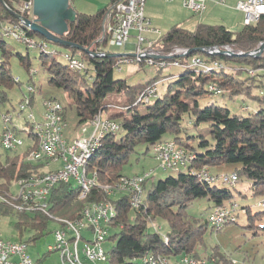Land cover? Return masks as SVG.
Listing matches in <instances>:
<instances>
[{
  "label": "trees",
  "instance_id": "1",
  "mask_svg": "<svg viewBox=\"0 0 264 264\" xmlns=\"http://www.w3.org/2000/svg\"><path fill=\"white\" fill-rule=\"evenodd\" d=\"M3 1L10 9L0 0V24L7 25L15 21L16 13L32 16L31 10L21 11V6L30 0ZM117 1L119 0H111L108 5L93 14L78 12L76 20L69 24V31L62 37L89 47L94 53L109 52L108 38L102 37L103 24L110 6ZM114 15L113 13L112 17ZM27 34L37 40L46 41L47 45L50 42L30 29H27ZM5 39L6 37L0 34V103L7 100V89L16 83L22 84L12 73L9 61L11 56L18 55L28 71L32 68L29 50L25 55L20 52L14 53ZM263 41L264 15L258 23L245 25L241 30H231L223 24L200 23L194 30L174 25L155 43V47L162 53H168L177 47L195 50L225 45L231 46L233 51L238 53L215 55L206 53L209 57H204L205 59H217L227 67L217 68L209 73L198 72L191 67H181L182 72L169 83L163 94L159 93L150 102L138 103L140 90L147 84L148 87L157 83L161 76H155L146 83L131 85L126 79H117L114 75L117 60L122 56L100 57L77 48L65 47L67 52L94 66V78L89 82L86 79L90 71L88 67L83 72L71 69L68 62L64 64L57 59L59 53L57 50L51 53L47 50L48 46L46 48L36 46L35 48L40 51L42 66L50 74V84L63 89L76 106L78 126L91 123L102 109L107 111L110 105L107 102L108 96L126 95V101L122 104L125 110L114 114L107 113L108 118L117 120L121 128L116 133L107 132L101 136L100 145L88 160V172L91 176L95 174L99 183L113 184L125 176L124 165L136 147L139 144L153 147L161 140L167 141L163 140L167 139L164 138L166 134L172 136L169 137L172 138L170 140L185 147L191 156L188 169L160 179L147 189L148 179L144 183L143 203L138 209L132 207L129 195L117 194L115 196L119 197H109L95 187L87 197L81 198L78 186H73L72 183H59L52 190L49 211L59 214L64 219L76 220L81 218L82 210L93 202L111 201L115 205V216L109 230L110 227H114L118 231L107 237L115 242L107 251V264H140L149 254L162 255L168 260L178 255L179 258L189 255L201 259L197 251L194 253L192 251L203 243L204 234L209 229V220L206 217L202 223H195L196 219L187 214V208L195 200L203 197L210 201L211 208L225 205L232 201L234 193L220 183L208 182L201 176L200 171L204 167L224 163L240 164L233 172L238 173L239 178L240 175H245L250 180V188L254 195H264V72H262L264 51L259 57L244 54L256 49ZM202 53L190 52L183 61L186 63L194 54L202 56ZM47 57L51 59L49 61L43 59ZM64 57L66 58L65 54ZM162 62L158 59L153 64L165 67L161 65ZM234 66H239L240 70ZM249 69H255L257 72L254 75L248 72L247 77H242L241 74ZM32 82L33 75H29L27 86L34 84ZM247 82H250V85L245 86ZM211 85L231 96L238 94L251 96L259 102L260 107L249 115H240L232 113L227 106L217 102L203 104L200 98L210 91ZM254 88L258 89L257 93L253 91ZM30 95L32 105L35 96L33 93ZM23 98L24 96L20 103ZM111 107L113 105H110ZM64 108L66 117V107ZM27 137L30 141H36V145L18 148L22 152L16 155H12L11 152L18 149H5L10 152L5 159L0 154V193H13L16 181L48 171L44 169L46 162L27 159L30 150L38 146V138L31 129ZM13 212H16L17 216L14 224L19 234L17 241H27L24 239L26 230L34 231L31 242H37L46 234L50 221L49 214L39 211H16L9 203L0 202V213L6 215ZM163 221L169 226L167 231L163 228ZM158 226L163 230L157 228ZM209 258L215 259L214 264H236L222 253L212 254Z\"/></svg>",
  "mask_w": 264,
  "mask_h": 264
},
{
  "label": "rangeland",
  "instance_id": "2",
  "mask_svg": "<svg viewBox=\"0 0 264 264\" xmlns=\"http://www.w3.org/2000/svg\"><path fill=\"white\" fill-rule=\"evenodd\" d=\"M75 1L77 6L80 9H83L86 13L92 14L98 10L96 9L95 6H93L94 0H75ZM168 2L169 1L167 0H157L156 4L152 3V5H150L152 6L150 7V11L156 14L157 17L164 16V18H166L165 16L166 14L168 18L169 12L165 13L164 11L165 8L168 7L167 5ZM146 6L149 7V4H147ZM31 12H32L31 13L32 16L31 17L26 16L27 18L33 17V8ZM201 16L202 15L194 14L193 12L190 11L189 14L190 21L188 23L183 24L182 26L186 29L194 30L197 27ZM193 20L195 23H193ZM110 21L112 22L114 21L112 17H110ZM212 24H221V23H212ZM155 27L161 29L162 34L166 33L168 28H170V27L165 28L162 26L158 27L156 25ZM243 27L244 24L236 30L242 29ZM25 29L27 31V29H30V27L26 26ZM5 40L8 44V47L14 53L20 52L23 55H25L29 50L30 53L29 62L32 68L36 70V73L33 74V82H32L34 83L33 85L35 86L36 89V93L34 94L35 96L34 102L31 106L27 107V110L22 111V115L26 117L27 115L30 114V112H33L38 119H41L44 109L42 105L43 100L46 98H56L60 100L61 103L66 107V126L64 129V136L68 138L70 141H73L76 138L89 137L94 130V126L93 125L78 126L79 118L77 115L76 106L72 103V100L69 98L67 93L64 92L63 89L50 84L49 82L50 74L48 70H46L42 66L40 51L35 47H29L28 49V46L25 43L12 38H6ZM128 49H129L128 51H125L123 47L112 46L110 44H108L107 46V50L111 53L128 55L129 53H132L130 51L132 49V45L128 46ZM47 50L51 53L54 50H57L59 52L57 53V59L61 63L66 64L68 62L69 64V61L64 57L65 54L64 52L68 51L67 48L52 42H48ZM207 54L202 53V55L206 58L209 57ZM123 58L124 56H122V59ZM43 59H47V61H49L51 58L47 57ZM122 59L120 60L118 59L117 62H121ZM9 61L13 75L16 78H19L22 84L19 85L18 83H16L12 88L7 89L8 98L7 100L0 103V154L2 155L3 159H5L6 155L9 154L10 152L4 149L1 142L2 140L1 134L3 128L2 114L5 112L17 113L20 111V105H21L20 101L24 96V91L27 89L29 75H32L31 69H29L28 71L24 67L18 55H12ZM144 62L145 61H143V63L141 64L138 62L124 64L121 71L115 70L114 75L117 79H126L128 83L131 85L146 83L155 76H161V80L157 84V87L159 93L163 94L166 91L169 83L173 82L183 70L181 68L183 66H175L172 63V60H167L168 65L165 67H161L159 65L156 66L148 65V64H144ZM87 67L90 69V71L86 75V79L89 82H92L94 78L93 77L94 66L87 64ZM226 67L227 66L223 65V67L221 68H226ZM234 67L235 69L240 70L239 66H234ZM250 70L252 69H249V71L246 70L247 72L244 71L241 74V76L247 77V75H249L248 72L250 73ZM253 70L255 71L254 72L255 74L257 71L255 69ZM249 83L250 82H247L245 86L250 85ZM147 85L140 90L139 94L137 93L138 94L137 103L141 102L139 101V97L141 93L144 91V89L147 87ZM211 87H215L216 90L221 91V93L216 94V92H213L211 90ZM209 89L210 91L206 95L200 98L203 104L217 102L218 104L227 106L232 113H236L240 115H249L250 113L257 111L258 108L260 107L259 102L256 101L255 99H252L251 96H247L243 94L231 96L227 93L225 94L222 91V89L217 88L215 85H211ZM253 91L257 93L258 89L254 88ZM125 99H126V95L124 94L122 95L113 94L108 96L107 102L110 105H113V107L109 108L107 110V113L114 114L121 112L122 110H125V108L122 106V104H124V101H126ZM117 106H120L122 108H119ZM107 113L106 115H108ZM14 122L18 124L17 128L19 130H22L20 131V134L25 140L24 147H26L28 145V137H27L28 131L31 129L30 123L26 124L25 118H17V117L14 118ZM120 133L121 132H119V134ZM169 137L172 136L170 134H166L164 138L167 139H163V140L172 139ZM20 149L11 152V154L16 155L22 152V150ZM61 166H62V161L51 162L48 165L44 163V169L46 170H55L56 168L58 169ZM238 167H240V164L224 163L210 167H204L203 169L216 176L217 174L219 175L222 173H232ZM149 171H153V175L151 179H149L147 182V189L150 188L154 182H157L160 179H164L169 175H174V173L176 172V171L172 172V171L161 170L159 168L157 158L154 156L153 147L148 146L146 144H139L129 156L128 162L124 165L123 173L125 176H132L135 174H140V176H143L146 174V172ZM73 184L74 186L77 185L76 182H74ZM220 184L229 187L233 191L234 197L232 198L231 202H236L239 204V211H238L239 213H234L235 214L234 216L236 217L235 220L227 223L222 229L218 231L215 230L213 231L209 224V229L205 232L203 237L204 238L203 243L199 246H196L195 250L192 252L194 253L195 251H197L201 256L200 262L204 263L203 261H205L206 264H214L215 259L208 260L209 256L212 254L218 255L219 253L227 255L233 261V263L236 264H264V207L258 205V202L264 198V195H254L252 189L250 188V180L245 175H240L239 181L236 183L235 186L224 183H220ZM16 188H17V181L15 182V189L13 190L16 191ZM209 205H210V201L207 198L203 197L197 199L187 208V214L190 215L191 218L196 219L195 223L200 224L205 220L206 217L208 218V214L213 209L209 207ZM84 210L85 208L82 210V212ZM52 215L60 216L59 214L54 212L52 213ZM48 218L50 221L48 223V227L45 232L46 234L44 236L39 238L37 242H31V237L34 235V231L26 230L24 233V239L30 241L28 242L30 245L29 252L35 258V261H37L38 259H42L39 261H41L43 264H62L61 252L49 251V246L54 241V231H56V234L60 236V230L62 229V225L59 221L51 219L49 216ZM16 221H17L16 212L6 215L0 213V233L3 238L9 239L13 242H17L16 239L18 238L19 234L14 227ZM157 228H160V226H158ZM163 228L165 231L169 229V226L165 221H163ZM163 228L161 227L160 230L162 231ZM117 231H118L117 228L110 227L109 236L110 237L113 236ZM114 243L115 242L113 240L107 239L106 242L103 244V247L108 251ZM183 257L184 255L181 256L180 258L179 255L172 256L171 259H169V262L171 264H181L180 262L183 259ZM178 258L179 260L173 263V261L177 260Z\"/></svg>",
  "mask_w": 264,
  "mask_h": 264
},
{
  "label": "built area",
  "instance_id": "3",
  "mask_svg": "<svg viewBox=\"0 0 264 264\" xmlns=\"http://www.w3.org/2000/svg\"><path fill=\"white\" fill-rule=\"evenodd\" d=\"M173 1V0H167ZM209 0H183V4L189 10L195 14H202L208 6ZM147 0H119L112 4L109 8V12L106 16L105 23L103 24V38L107 36L108 43L117 47H128L132 45L130 50L132 53L138 55V63L140 62V55H146L147 53H154L157 56H167L168 58H175V65L181 63V60L187 59L186 57L190 53L189 48L177 47L168 53H162L155 47V43L162 36L161 29L155 27L152 20L146 15L145 7ZM9 9V6H6ZM33 0L25 2L21 6V11L32 10ZM237 8L244 12L245 25H251L258 23L264 15V0H239ZM115 14L112 17V14ZM21 17L17 16V19L7 25H0V31H6L11 34V37L16 40L25 43L29 47H35L40 45H47L46 41L37 40L36 38L19 32V24H25V15L17 13ZM110 17L113 18V22L110 21ZM135 33V42L130 44V39ZM148 33H154L158 36V39H149ZM48 46V45H47ZM204 48H211L218 54L222 50H233L231 46H209ZM65 55L70 56L74 60V54L66 52ZM190 61L195 62L198 66L207 64L223 65L217 59H205L204 56L193 55ZM83 63H87L83 59ZM132 62H117L115 67L118 71H121L124 64ZM148 65H160L150 64ZM254 70H250L251 74H254ZM36 70L31 68V74H35ZM161 80V79H160ZM158 80V83L160 82ZM214 92H221L216 90ZM33 93V84L27 86V93L24 94L22 105H25V110L28 106H31V95ZM159 94L158 87L155 89H146V95L140 96L139 100H150V98L156 97ZM43 113L42 118L38 119L37 116L30 112L29 115L24 117L22 114H16L15 112H5L2 114L3 120V134L5 136V144L9 145V150L15 148H23L25 140L20 134L17 127L18 124L14 122V118H25L27 122H35L40 132L48 133V143L44 156V161L56 160L62 161L60 171L53 172L51 175L43 176L45 178V185L42 187H34L32 184H24L21 193L26 196L32 195V192L36 190H46L47 188H54L59 183H73L82 182L80 177L79 163L85 156L86 148L92 144L93 138L96 136L98 129L108 128V133H116L121 128L119 122L114 119L108 118L107 111L102 109L92 119L91 123L86 125H93L94 130L89 137L76 138L70 141L64 136V129L66 126L65 108L60 100L56 98H46L43 100ZM110 108V105H108ZM85 125V126H86ZM25 130V129H24ZM23 130V131H24ZM36 145V141H30L28 139V146ZM154 156L157 158L159 168L163 171L177 170L179 165L184 162L178 161V154H186L187 157H191L187 150L181 146H162V141L153 146ZM29 153H35V147L30 150ZM200 172H207L203 169ZM148 173V179H151L153 171ZM213 177V182L224 183L232 182L233 186L239 181V175L236 172L222 173L219 175H213L207 172ZM138 179V188L122 189V195H130V203L133 208L138 209V202H140L141 195L144 189V181L140 180V174L132 175ZM218 176V177H217ZM84 188H94L91 182H84ZM111 197H119L113 196ZM41 201L38 206L29 210V212L39 211L42 207ZM264 202V198L258 203ZM239 204L236 202H229L225 205H219L214 207L208 214L210 220V227L214 231L222 229L227 223L231 222L230 213H239ZM106 208L102 210H94L90 212L88 216H95L99 225V234H95L94 238H87L86 227L80 226V230L71 229V237H78V250H70L68 248V238H60L54 231V241L51 243L50 252L60 251L62 257V264H87V259H97L99 262L100 244H103V237L107 236L106 231L103 228V221L106 219ZM29 243L10 245L6 240L0 239V264H34L35 258L29 252ZM189 264H206L201 263L198 258L192 256V259H187ZM208 260H211L210 258ZM146 264V263H140Z\"/></svg>",
  "mask_w": 264,
  "mask_h": 264
},
{
  "label": "bare ground",
  "instance_id": "4",
  "mask_svg": "<svg viewBox=\"0 0 264 264\" xmlns=\"http://www.w3.org/2000/svg\"><path fill=\"white\" fill-rule=\"evenodd\" d=\"M0 25H3V24H0ZM25 27H26L25 24H19V32L23 34H27ZM0 34L5 36L6 38L15 39L11 37V34H9V32L0 31ZM46 46L47 45H40L39 47L46 48ZM205 49L209 51V54H215L213 49L211 48H205ZM222 51H224L225 54H232V52H235L233 50H222ZM194 55L200 56L198 54H194ZM121 56H124L123 59L121 58L122 59L121 62H138V55L134 53H129L128 55L123 54ZM66 59L69 61V66L71 69H74L76 71H81V72L87 69V63H83V59L78 56H74V60H73L72 57L66 55ZM158 59L163 61L161 63V65L163 66L168 65L167 60H172V63L175 65V58L167 59V56H157V54H154V53H147L146 55H140V62L145 61L147 63L153 64L155 63V60H158ZM175 66L191 67L195 71L208 72V73L211 72L212 70L223 67V65H214V64L198 66L195 62H192L190 60L186 63H184V61L181 60V63H178ZM157 84L158 82L146 87L140 96L146 95V89L157 88ZM211 89L214 91V87H211ZM34 92H36V89H35V86L33 85V95L35 94ZM154 98L155 97L150 98V100H140V101L150 102ZM24 110H25V105H22V102H21L20 111L17 113L15 112V113L22 114V111ZM29 123H30L32 133L38 138V146L37 148H35V153H29L27 159L29 161H34V162L44 161L43 155L45 154L46 146L48 143V133L40 132V129H38L37 124H35V122H29ZM107 132H108V128L98 129L96 136L92 140V144L86 148L85 156L81 159L79 163L80 177H81L82 182H76L77 184L76 186L80 188L81 198L87 197L88 194L93 189V188H84V182H91L94 188L97 187L98 189H101L109 197L113 196V193H115V195L122 194V189H128V187L138 188V179L134 176H122L118 181H116L113 184H101L98 182L96 175L91 176V174L88 172V166H87L88 160L90 159L92 153L95 151L96 147L100 145L99 143H100L101 136H103ZM1 135H2L1 142H2L4 149L9 150V145L5 144V136L3 134V129H2ZM170 144L174 146H180L174 140H167V141L162 142V146H170ZM16 149L18 148H15L14 150ZM190 158L191 157H187L186 154H178V161L184 162V163H181L179 167L177 168V170L175 171L180 172L182 170L188 169ZM44 162H46L48 165L51 162H56V160H47ZM56 171H60V168L58 169L56 168L55 170H48L44 173H40V174H36L30 177H25V178L20 179L19 181H17L16 191H13V193H10V194L0 193V202L9 203L11 206H13L18 211L29 212V210L35 209L41 201H44L42 202V207L40 208V212H45L49 214V217H51V219L57 220L61 223L62 229L60 230V238L70 237V240H68V248L70 250H78V237H71V229L80 230V226L86 227L87 238H94L95 234H99V225L97 223L95 216L85 217V215H88L90 212L94 210H102V208H106L107 210L106 219L103 221V228H104V231H106L107 236L103 237V244H104L107 240V237L109 236V232H110L109 226L111 224L113 217L115 216V205L111 201H101V202H95V203L93 202L92 204L88 205L85 208V210L82 212L81 218L76 219V220H68L62 217L53 216L52 213L49 211V208L51 206L50 196L54 188H47L46 190H36L32 192V195L30 196H26L21 193H18L23 190V183L32 184V186L34 187H42L43 185H45V178H43V176L51 175L53 172H56ZM200 174L208 182L216 183V182H213V177L207 174V172H201ZM140 180H145L144 181L145 183L148 180V173H146L143 176H140ZM224 184L233 185L232 182H224ZM143 196H144V189L141 195L140 202H138V207L143 203ZM129 198H130V195H129ZM258 205L261 207H264V202L258 203ZM234 215H235L234 213H230L231 221L235 220L236 217ZM209 224H210V220H209ZM0 239L6 240L7 243L10 245L27 243V241L13 242L9 239L3 238L1 233H0ZM166 240H168L167 237H166ZM103 244H100V252H102V255H99V262H101V264H107V258H108L107 250L103 247ZM50 248H51V245L49 246V251H50ZM187 259H192V257L189 255H186V256L184 255L180 263L189 264ZM203 262L206 263L205 261ZM142 263L171 264L169 260L166 259L164 256L155 255V254H149L146 257H144L142 259ZM34 264H43V263L37 260L34 262ZM87 264H97V259H87Z\"/></svg>",
  "mask_w": 264,
  "mask_h": 264
},
{
  "label": "water",
  "instance_id": "5",
  "mask_svg": "<svg viewBox=\"0 0 264 264\" xmlns=\"http://www.w3.org/2000/svg\"><path fill=\"white\" fill-rule=\"evenodd\" d=\"M1 2L7 6V4L1 0ZM16 16L21 17L16 13ZM77 17V12L71 7V0H33V17L24 18L25 25L30 27L34 32L45 37L52 43L60 44L67 48H77L86 51L94 56L100 57H119L123 54L118 53H94L90 51L89 47H84L80 44L74 43L62 36L69 31V24L74 22ZM203 52L209 53L205 48L190 49V52ZM264 51V41L261 42L256 49L251 52L244 53L254 57L261 56ZM238 52H232L237 54ZM218 54H225L224 51H220Z\"/></svg>",
  "mask_w": 264,
  "mask_h": 264
},
{
  "label": "crops",
  "instance_id": "6",
  "mask_svg": "<svg viewBox=\"0 0 264 264\" xmlns=\"http://www.w3.org/2000/svg\"><path fill=\"white\" fill-rule=\"evenodd\" d=\"M238 1L239 0H209L207 9L202 14H199L202 16L199 19L198 24L200 23H206V24L221 23L227 26L231 30H236L240 28L243 24L245 26L244 12L237 8ZM110 2L111 0H94L93 6H95L96 9H100L108 5ZM152 3L156 4L157 0H147L146 5L149 4V7L146 6L145 13L152 20V23L154 26L156 25L158 27L162 26L165 28H168V27L172 28L174 25L182 26L183 24L188 23L190 21L189 14L191 10L189 11V9L184 6L183 0H173L167 3L168 7H166L164 11L165 13L169 12L168 18L166 14H165L166 18H164V16L157 17L156 14L152 13L150 11V7H152L150 5H152ZM71 7H73V9L77 13L78 12L86 13L83 9H80L77 6L75 0H71ZM193 23H195L194 20H193ZM170 28H168V30ZM134 36H135V33H133V36L130 39V44L135 42L136 39ZM147 37L149 39H158V36L154 33H148ZM123 48L125 51L129 50L128 47H123Z\"/></svg>",
  "mask_w": 264,
  "mask_h": 264
}]
</instances>
